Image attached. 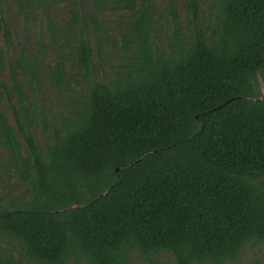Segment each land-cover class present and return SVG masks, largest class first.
<instances>
[{
	"label": "trees",
	"instance_id": "1",
	"mask_svg": "<svg viewBox=\"0 0 264 264\" xmlns=\"http://www.w3.org/2000/svg\"><path fill=\"white\" fill-rule=\"evenodd\" d=\"M4 1L0 147L26 194L0 207V241L18 247L0 248V264H129L133 254L150 261L162 252L175 264H226L264 244V0H213L208 25L198 1L187 0L190 30L174 27L165 50L153 46L152 0H90L84 17L82 0H61L73 1L76 25L44 72L40 55L15 43ZM8 1L46 20L53 2ZM115 12L129 14L123 64L106 79L86 30ZM44 83L82 93L53 117L27 98Z\"/></svg>",
	"mask_w": 264,
	"mask_h": 264
},
{
	"label": "rangeland",
	"instance_id": "2",
	"mask_svg": "<svg viewBox=\"0 0 264 264\" xmlns=\"http://www.w3.org/2000/svg\"><path fill=\"white\" fill-rule=\"evenodd\" d=\"M200 10L202 11V19L204 25H208L214 21L215 9L213 0H197ZM187 0H152L151 12L154 20L158 23L153 46L158 50H165L169 38L172 35V29L176 27L179 32L189 31L188 19L190 18L186 8ZM2 11L7 17L8 23L13 32V38L16 44L25 45L33 52L40 55L42 72L48 66H53L59 61V46L66 45V38H71V32L74 30L76 23L73 20L71 11L74 7L73 1L62 2L61 0H53L47 10L49 23L52 25L53 33L48 34L47 20L42 14L41 9L36 10L31 15H23L18 13L11 3L7 0L1 4ZM79 8V10H78ZM81 17L91 12L90 0H82L80 6L76 5ZM173 9V11H172ZM174 13V15H173ZM129 14L126 12L106 13L99 18V30L94 31L87 27V34L90 37L91 46L94 50V64L99 77L113 79L122 66L123 60L120 49V33ZM69 44V43H68ZM65 54V50H60ZM10 56L14 57L15 53ZM66 70L69 69L67 63L64 64ZM0 82L9 84V71L6 66L0 65ZM79 87L66 90L65 92L53 91L47 83H44L39 96H32L27 90V98L36 100V108L41 107L48 115L53 117L71 109L72 99H77ZM82 91H80V94ZM14 108L18 107L15 96L10 93ZM2 109L6 114L9 123L15 126L14 114L11 108L4 100ZM33 137L37 143L44 146L46 136L42 131V127L38 121L33 125ZM8 151L0 147V207H5V201L10 198H19L26 194L25 186L19 182L15 171H9L8 167L3 165L8 159ZM7 245L12 246L15 254L18 247L13 243H9L6 239L0 241V248ZM24 264H27L24 260ZM66 264H75L67 262ZM83 264V263H80ZM129 264H175L173 257L162 252L151 257L150 261L142 259L139 255L133 254ZM226 264H264V244L253 243L246 245L239 257L234 262Z\"/></svg>",
	"mask_w": 264,
	"mask_h": 264
}]
</instances>
